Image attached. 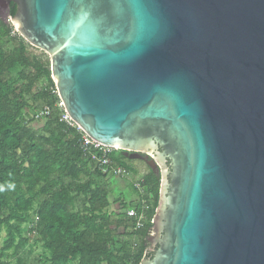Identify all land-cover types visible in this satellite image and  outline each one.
<instances>
[{
    "label": "water",
    "instance_id": "95a60500",
    "mask_svg": "<svg viewBox=\"0 0 264 264\" xmlns=\"http://www.w3.org/2000/svg\"><path fill=\"white\" fill-rule=\"evenodd\" d=\"M3 2L81 130L158 169L140 264H264V0Z\"/></svg>",
    "mask_w": 264,
    "mask_h": 264
},
{
    "label": "trees",
    "instance_id": "16d2710c",
    "mask_svg": "<svg viewBox=\"0 0 264 264\" xmlns=\"http://www.w3.org/2000/svg\"><path fill=\"white\" fill-rule=\"evenodd\" d=\"M44 106L49 114L36 119ZM62 112L48 54L0 17V264H140L153 255L159 177L148 171L140 189L131 184L136 198L116 196L119 211H108V175L81 150V132L60 121ZM108 158L135 172L120 150Z\"/></svg>",
    "mask_w": 264,
    "mask_h": 264
},
{
    "label": "built area",
    "instance_id": "2783aa9c",
    "mask_svg": "<svg viewBox=\"0 0 264 264\" xmlns=\"http://www.w3.org/2000/svg\"><path fill=\"white\" fill-rule=\"evenodd\" d=\"M50 112V109L48 106H44L42 109L37 111L35 113L36 119H41L45 116H47ZM60 121L65 123L66 125L70 127H76L78 131L81 132V139H80V147L81 150L87 154H89L90 158L95 162L97 165V168L99 171L103 174L107 175H125L126 172L120 168L116 167L110 164L109 162V154L113 150H117L111 147L104 146L100 144L99 142L93 140L88 135H86L81 128L69 117V115L66 113V111L63 108V112L60 114ZM135 187L140 189V182L134 183ZM127 215L129 217H136L137 213L135 209H130L127 211ZM141 217L137 218L136 225L137 227L141 226Z\"/></svg>",
    "mask_w": 264,
    "mask_h": 264
},
{
    "label": "rangeland",
    "instance_id": "374dc122",
    "mask_svg": "<svg viewBox=\"0 0 264 264\" xmlns=\"http://www.w3.org/2000/svg\"><path fill=\"white\" fill-rule=\"evenodd\" d=\"M3 20H8L9 18L1 15ZM126 163L134 170L135 172H126L125 175H108L107 176V187H109L110 192V202L111 205L108 208V211H119V202L113 201L114 197L119 196V199L122 197L126 200H133L136 198L135 191L132 189L131 184L139 183L141 177L148 172V167L143 160L140 159H127ZM160 179V178H159ZM105 180V181H106ZM125 196V197H124ZM4 235V234H3ZM155 237V230H151L150 238ZM1 245V240H0ZM151 247V246H150ZM39 249H36L34 252L38 254Z\"/></svg>",
    "mask_w": 264,
    "mask_h": 264
},
{
    "label": "flooded vegetation",
    "instance_id": "af4514ba",
    "mask_svg": "<svg viewBox=\"0 0 264 264\" xmlns=\"http://www.w3.org/2000/svg\"><path fill=\"white\" fill-rule=\"evenodd\" d=\"M3 0H0V8H1V10L5 7L4 5H3ZM10 5V4H9ZM5 8H7V7H5ZM7 10L8 9H6V11H4V12H7ZM120 152H121V154L125 157V158H127L128 159V153L127 152H125V151H122V150H120ZM144 155V154H143ZM150 159V158H149ZM148 158H147V160H145L144 162L146 163V165H147V167H148V171H150L151 173H154V175L155 176H158L159 177V172H158V169L157 168H151L150 167V165L147 163V161L149 160ZM150 246H151V244H150Z\"/></svg>",
    "mask_w": 264,
    "mask_h": 264
}]
</instances>
